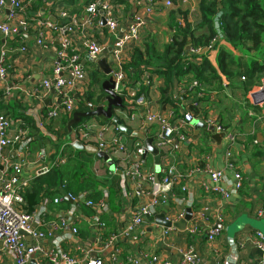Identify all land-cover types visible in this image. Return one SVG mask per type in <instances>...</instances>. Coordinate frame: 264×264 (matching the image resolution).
Segmentation results:
<instances>
[{"label":"crops","instance_id":"0c3cea01","mask_svg":"<svg viewBox=\"0 0 264 264\" xmlns=\"http://www.w3.org/2000/svg\"><path fill=\"white\" fill-rule=\"evenodd\" d=\"M24 1L29 3L26 12L28 18H30L28 20L31 26L29 33L13 38H5L0 33V54L7 51V65L10 66L8 91L5 89L0 91V102L2 104L1 108L4 106L7 110L15 106L21 110L19 112H25L28 117H31V123L23 122L21 117L14 121L16 125L23 126L31 135L29 149L20 152L15 146L9 150L12 153V161L23 163V176L31 183L30 190L33 188L32 192L39 190V178L48 174L53 166L61 162V159H65V163L61 165L63 181L56 179V182L53 180L51 187L44 185V188L40 191V198H46L35 204L33 211H30L31 213L39 211L44 206L43 203L47 201L46 212L40 215V224H35V228L46 233L47 238L43 240L42 244L49 250L52 247L54 238L62 234L61 231L52 230L49 225L60 223L59 216H69L73 207V202L67 198L68 192L65 189L69 174L74 169L79 168L78 164L70 162L73 159H78V153L76 152L78 149L74 147V143L81 141L85 145L98 147L101 141L111 142L120 137L123 138V142L127 146L128 161L132 162H136L139 158L136 153L137 149L139 147L145 148V145L142 139L131 138L129 135L120 133L117 126L104 117L89 118L76 128H73V125L71 130L68 125L73 115L61 114L58 118L51 120L46 118V114L56 102V95L54 91H44L41 83L53 74L59 44L55 36L50 33L45 39L46 47L39 46L35 39L36 30L34 29H36V24L33 20H46L49 18L57 23L67 22L68 20H63L59 16L62 11L68 10L69 12L81 13L90 2L89 0H41L42 5L36 9L37 0ZM111 1L118 6L116 14L120 19L122 29L134 12L140 11V6H138L136 0ZM9 6L7 2L6 9H0V23L7 20ZM192 10H195V12H192ZM174 12L176 11H166L162 6H159L143 32L141 44L137 47L133 45L128 48L131 50V58L126 62L125 72L132 85L133 82L141 79L144 72L151 74L153 83L150 87L144 86L142 88V92L147 99V105L145 108L136 109V106H133V101L127 99L124 103L125 107L116 109L114 114L120 117L132 131L143 132L146 138H154L156 141L159 131L157 125L145 128L141 119L131 120L129 116L144 108L145 112L148 110L161 115H169L171 119H174L187 112L189 109L186 104H190L192 110L195 109L197 114L203 115L198 120L203 122L205 117L216 119L217 123L228 134L236 137L237 143L233 146L234 161L245 177L244 187L239 194L233 195L231 199L223 200L220 195L206 192L202 184L208 179L207 175L196 173L193 177L186 178L180 186L174 188L171 206L165 207L159 213L164 214L166 219L167 216L175 214L177 209H184L186 215L187 209L191 208L193 217L188 222L185 231H179L172 227L169 236L165 237L164 233L169 228L157 224L154 217L152 220L147 221L144 234L138 235L137 242L120 238L113 247L120 252V257L123 260L127 257L142 259L143 264H181L184 253L191 246L195 248L202 264H261L264 261V254L255 245V240L258 233L264 235V217L257 216L260 209L264 211V159H262L263 157L259 159L256 156L255 149L259 148L264 151V103L257 104L258 102H253L256 97H253L252 100L251 94L258 93V96L260 95L264 82V68L254 74L252 83L243 86L244 82L251 80L247 76V59H245L247 55L244 54L242 48H235L226 40H223L216 50L208 53L206 57L218 68L217 59L221 50L229 52L233 55L230 58L231 61L235 59L241 62L239 65L230 62L232 71L237 74L234 75L232 80H228L222 72H219L222 87L219 86L218 82L210 81L206 83L203 93H199L197 90L195 92L194 88L189 90V87L196 81L192 76H174L172 83L167 87L165 79L155 70H150L151 68L145 66L134 70L128 66L136 49L145 51L150 45L156 46L159 51H163L164 47L171 42L177 29L172 27L171 24V16ZM182 12L187 13L188 21L192 24L200 19V11H198L197 5H182L178 9V13ZM178 13L176 19L184 23ZM89 32L94 35L97 42L107 47V51L101 58H106L111 67V48L114 37L109 34L102 19ZM23 46L27 48L25 53L20 51ZM81 53L85 69L87 72L93 71L94 67L90 64L93 62L89 60L88 54L85 51H81ZM258 62L264 65V56ZM195 63L201 64L202 58ZM242 77L247 79L242 80ZM90 84L91 79L84 94L78 96V102L89 91ZM133 88L134 86H131L130 89ZM92 91L96 93L94 98L97 100V103L92 104H100L104 93L103 89L101 90L99 86L92 87ZM6 110L4 111L6 112ZM0 112L5 114L3 109H0ZM80 129L89 131L91 134L89 139H78ZM101 134L103 135L102 138L100 137ZM188 134L189 140L182 145V151L172 161V163L178 165L184 175L195 169L196 166L205 167L209 165L215 170L225 168V156L229 148L225 136L219 143L212 138L208 131L197 130L194 126L189 128ZM155 141L154 146L156 147ZM43 151L45 157L41 158ZM159 152L161 156L159 164L155 155L148 153L147 157L143 156L146 161L144 167L146 173L154 171L159 176L163 175L167 167L166 152ZM84 156L83 154L79 155L81 159L78 161L82 160ZM111 158L117 162L116 167L122 171V175L111 172L107 164L97 156H90L87 162L83 161L86 177H94L100 185L86 186L87 189L79 193H86L88 199L93 200L92 198H94L96 199V201L93 200L95 202L104 200L107 203L109 210L99 216V220L105 223L103 241H97L94 234L93 227L97 224L94 218L98 217L96 212L82 202L79 207L83 218H79L77 222L78 239L69 240L67 238L61 244L65 251H74L78 246L82 247L87 253V258H101L108 261L113 249L106 247L105 243L112 241L114 236L125 231L126 226L131 222L132 216L140 206L149 202L152 198L151 195L146 194L150 190V185L146 184L140 190L136 182L127 176L126 166L121 155H112ZM4 168L5 165L0 163V174L4 171ZM42 168H48L49 171L40 174L38 171ZM185 186L187 191H183ZM112 189L117 193L114 205L109 201V193ZM55 198L63 200L61 203L56 204L54 203ZM176 199H179L182 203L179 202L177 205L175 203ZM174 206H176V210H174ZM28 207L27 201V209ZM191 228H195L196 233H190L189 229ZM215 228L219 229L220 235L210 242V230ZM27 240L30 241V238L27 237ZM145 255L148 257L146 258ZM79 256L82 255L79 254ZM13 262L14 255L7 250L0 249V264H13ZM38 263L39 258L37 257L30 262V264ZM43 264L48 263L43 262Z\"/></svg>","mask_w":264,"mask_h":264},{"label":"built area","instance_id":"2783aa9c","mask_svg":"<svg viewBox=\"0 0 264 264\" xmlns=\"http://www.w3.org/2000/svg\"><path fill=\"white\" fill-rule=\"evenodd\" d=\"M47 1V0H43ZM140 11L134 12L132 17L125 23L122 29L120 19L117 16V4L111 0H93L81 13L69 12L64 10L59 15L67 22L57 23L47 18L46 20H33L36 26V42L39 46L46 47L45 39L48 34H53L58 41L59 50L57 60L53 68V74L50 78L42 81L44 91H54L56 102L51 110L46 114L48 119H56L61 114L72 116L78 107V96L84 94L85 89L90 83L89 72L83 64L81 51H85L88 57L94 60L100 59L107 51V47L101 45L89 32L105 19V26L114 37V43L111 48L112 53V73L115 88L114 91L124 99L133 101L136 109L147 105V99L142 92L144 86L150 87L153 83L151 74L144 72L139 81L132 82L125 72L126 62L131 58V50L129 46H139L143 40V32L146 29L151 17L157 12V8L162 6L164 10L179 8L182 5H197L199 0H136ZM29 3L24 0H10L8 7L9 13L7 20L0 23V33L5 38H13L16 36L27 35L31 30L29 25L28 10ZM175 6V7H174ZM7 0H0V9L5 10ZM142 11V13H141ZM195 12V10H192ZM220 15L215 18V29L218 34L211 40L206 48H189L190 55L198 56L194 62L201 58V55H207L216 50L218 45L224 40L221 33ZM77 41V42H76ZM80 43H79V42ZM78 43V45H77ZM21 53H25L27 48L24 46L20 49ZM7 51L0 54V91L5 89L8 91L9 83V67L7 65ZM243 80L245 78H242ZM195 81L189 90L197 86ZM131 86L134 88L130 89ZM257 94V95H256ZM253 97H256L253 100ZM251 99L257 104L264 103V82L263 87L258 93L251 94ZM189 109L178 116L171 119L169 115H161L151 111H144V108L137 113H132L129 118L131 120L141 119L142 125L146 128L157 125L158 134L155 145L159 151L166 152L167 167L162 176L158 173L144 171L146 161L143 158L145 153L144 147H139L136 151L138 160L136 162L128 161L126 155L127 146L123 142V138H115L111 142L101 141L98 148L106 152L110 157L112 155H121L123 163H125L127 176L136 182L137 187L142 190L144 185H150V190L146 194L151 195V200L140 206L137 212L132 216L131 222L126 226L125 231L113 237V240L105 243L106 247H111L113 251L110 253L108 261L101 258H87V253L82 247H76L74 251H65L61 244L69 238V240H77L79 229L77 222L79 218H83L79 204L84 202L88 207L94 209L97 216V224L93 227L97 241H103V229L105 223L99 220V216L109 210L107 203L103 201L95 202L88 199L86 193L77 196L68 193L69 199L73 202V207L69 216H59L60 223L50 224V228L56 232L61 231V235L54 238L52 247L48 250L42 244L47 238L46 233L35 228V224H40L39 217L46 212L47 201L43 203V207L35 213L27 210V201L25 195L31 188V183L24 178V165L20 162L11 160L10 148L17 147L20 152L27 151L31 144V138L27 130L16 125L14 121L0 112V163L5 165L4 171L0 174V241L3 249L14 255L13 264H30L35 257L39 258L38 264L46 262L48 264H143L142 259L127 257L124 260L120 257V252L113 245L121 238L128 241L137 242L138 235L144 234V227L148 220H152L165 207L171 206V198L173 197L174 188L180 186L186 178L193 177L196 173H204L207 180L202 184L206 192L220 195L223 200H229L233 195H237L244 187L245 177L243 172L235 164V153L233 146L237 143L235 136L228 134L226 130L217 123L216 119L211 117L203 118V122L207 125L216 127L217 133H224L228 141L229 148L226 152V163L224 169H213L211 166H196L188 174L184 175L176 163H172L176 159L177 154L182 151V145L189 140L188 130L192 126L195 119L203 117L202 114H195L190 104H186ZM132 106V107H133ZM131 107V106H130ZM141 114V115H140ZM142 118H141V117ZM16 125V127H15ZM91 134L88 130H79L78 139H89ZM102 138L103 135L101 134ZM45 157V152L41 153V158ZM65 163V159L54 167L61 166ZM41 168V167H40ZM51 170V169H50ZM49 169L42 168L38 172L44 174ZM183 191H187V187H183ZM63 199L55 198L54 203L59 204ZM182 203L176 199V204ZM176 210V206H174ZM206 210V209H205ZM185 215V210L180 209L172 216H167L166 220L170 222L178 221ZM258 217H264V211L260 209L257 213ZM93 220V219H92ZM171 228L164 233L168 237ZM190 233H196L195 228L189 229ZM30 241L27 240V237ZM220 235L218 228L210 230L209 241H214ZM31 240H33L31 242ZM255 245L264 254V235L258 233ZM81 254L82 256H79ZM146 258L148 257L145 255ZM168 264V263H167ZM181 264H202V260L197 254L195 248L191 246L183 255ZM264 264V261L261 262Z\"/></svg>","mask_w":264,"mask_h":264},{"label":"trees","instance_id":"16d2710c","mask_svg":"<svg viewBox=\"0 0 264 264\" xmlns=\"http://www.w3.org/2000/svg\"><path fill=\"white\" fill-rule=\"evenodd\" d=\"M91 1L93 0H89V2ZM42 3L41 0H37L36 9H38ZM178 9L179 8L175 7L170 10V12L176 11L172 13L171 24L173 25L172 27L177 28L171 42L164 47L163 51H159L156 46L150 45H148L145 51L136 49L128 66L134 70H138L142 66L149 67L151 68L150 70L153 71L155 70L156 73L165 79L167 87L172 83L174 76H192V78L198 83L197 86L194 87V91L197 90L199 93H203L205 91L204 87L206 83H209L210 81H216L219 83V86L222 87L219 72H222L228 80H232L234 75L237 73L235 74V72L232 71V65L230 62L237 63L238 65L241 64V62L235 59V61H231L230 58L233 55L227 51L221 50L217 59L218 68L211 63V61L206 57V54L201 55L202 63L198 65L194 62V59L198 56L190 55L189 50V48L204 49L210 44L211 40L218 34L215 29V18L217 15H220L219 20L221 23V33L225 37L224 40L235 48H242L244 54L247 55V58H245L247 59V76H249V79L251 80L244 82L243 86H247L249 83L253 82L252 80L254 79V74H256L258 70L262 71L264 68V65L258 62L260 59L258 58V52L262 45V37L264 34L263 0H200L198 5L200 19L195 24L188 21L187 13H178ZM177 13L181 16L184 23L176 19ZM90 64L94 67V70L89 72L91 79L89 91L86 92L83 99L78 102L77 111L80 112L89 111V103H97V100L94 98L96 93L92 91V87L96 88L99 86L102 90V83L107 79L106 75L100 73L95 63ZM261 76H263V74H261ZM242 78H245L244 80L247 79L246 77ZM1 105L2 104L0 102V109H3V112H5L4 110H6V108L4 106L1 108ZM19 111H21L19 108L12 106L6 110L5 115H7L12 121L21 117L23 122L31 123V117H28L25 112ZM193 111L195 112L197 110L194 109ZM195 114H197V112H195ZM89 118H83L82 121L75 124L73 128H76ZM107 121L116 125L111 119H107ZM251 143H253V141H251ZM76 152L78 153V159H73L70 162L78 164L79 168L74 169L69 174L65 189L69 194L74 196H77L80 192L85 191L87 189L86 186L100 185L97 181H95L94 177H86L87 174L84 168L85 164L83 163L84 160L86 162L88 161V157L95 155H91L86 151L80 150H76ZM255 152L259 159L262 157V159H264V151L256 148ZM81 154L85 156L82 157V160L78 161L81 159L79 157ZM115 163L117 164L116 161ZM61 173L62 166L52 169L44 177L39 178V190L37 189V191L32 192V188L25 195L29 204L27 209L28 211H33L35 204H38L46 198H40V191L44 188V185L51 187L53 180H55V182L56 179H59L61 182L63 181L64 177L61 176ZM92 182L93 184H91ZM116 197L117 193L114 189H112L111 193H109V201L113 205ZM92 199L96 201V199ZM114 209L117 210L116 207H114Z\"/></svg>","mask_w":264,"mask_h":264},{"label":"water","instance_id":"95a60500","mask_svg":"<svg viewBox=\"0 0 264 264\" xmlns=\"http://www.w3.org/2000/svg\"><path fill=\"white\" fill-rule=\"evenodd\" d=\"M8 4L10 5V0H7ZM103 24L105 25L106 21L103 18L102 19ZM89 60L93 63H95L99 67V71L107 76V79L102 84V89L104 91L103 97L101 99L100 104L94 105L92 103L89 104V111L86 112H80L76 111L73 114V117L71 121L69 122V129L71 130L72 126L75 124H78L82 121L83 118H89V117H104L106 119H111L117 126L118 130L126 135H129L131 138H138L142 139L144 141L145 145V153L144 157H147L148 153H151L156 156V161L159 164L160 163V152L159 150L154 146V138H146L145 134L143 132H135L132 131L129 127H127L123 120L115 116L114 111L115 109H123L125 107L124 105V99L123 97L119 96L115 91V84L113 81V78L111 77L112 69L110 65L107 62L106 58L101 59H91ZM192 126H194L197 130L203 129L205 131H208L212 138L219 143L224 138V133H217L216 127L213 125H207L203 123L202 121L195 119L192 123ZM74 147L80 151H86L88 154L95 155L102 161H104L107 166L109 167L110 171L122 175V171L117 169L115 161L104 151H101L97 146L94 145H85L81 141H76L74 143ZM69 198V196H67ZM193 217V210L191 208L187 209V213L184 218H181L180 220L176 222H170L165 219L164 214H158L155 216V221L157 224L164 226L165 228H172L179 231H185L187 229L188 222ZM22 235H25L22 233ZM28 237L27 235H25ZM0 249H3V244L0 241Z\"/></svg>","mask_w":264,"mask_h":264},{"label":"rangeland","instance_id":"374dc122","mask_svg":"<svg viewBox=\"0 0 264 264\" xmlns=\"http://www.w3.org/2000/svg\"><path fill=\"white\" fill-rule=\"evenodd\" d=\"M263 8H264V0H263ZM262 40H263V42H262V45H261L260 50L258 52V58H262L264 56V34H263ZM253 53H254V51H253Z\"/></svg>","mask_w":264,"mask_h":264}]
</instances>
